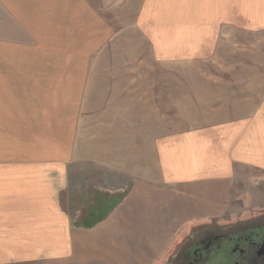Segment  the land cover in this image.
<instances>
[{"label": "rangeland", "instance_id": "1", "mask_svg": "<svg viewBox=\"0 0 264 264\" xmlns=\"http://www.w3.org/2000/svg\"><path fill=\"white\" fill-rule=\"evenodd\" d=\"M103 13L116 31L93 56L101 62L81 116V157L59 197L72 220L87 207L98 222L111 211L95 206L139 196L148 183L157 196L145 208L154 210L134 222L129 262L156 264L186 228L264 216V0H105ZM164 138L232 152L230 176L199 187L205 197L167 184L157 153ZM98 152L114 164L97 163ZM26 247L0 243V264H27Z\"/></svg>", "mask_w": 264, "mask_h": 264}, {"label": "crops", "instance_id": "2", "mask_svg": "<svg viewBox=\"0 0 264 264\" xmlns=\"http://www.w3.org/2000/svg\"><path fill=\"white\" fill-rule=\"evenodd\" d=\"M104 1L0 0V243L30 245L23 256L27 264H130L134 222L154 210L145 208V197L157 196L148 194V183L139 196L134 190L125 201L95 206L111 211L98 222L88 218L87 207L85 216L72 220L59 201L70 166L81 157V116L101 62L93 56L108 32L116 31L104 16ZM251 140L261 141L257 134ZM157 153L167 184L189 187L196 197L208 196L199 187L225 180L233 168L232 152L222 157L200 138H164ZM242 157L247 159L243 152ZM96 162L113 165L114 158L98 152ZM178 237L173 235L156 264Z\"/></svg>", "mask_w": 264, "mask_h": 264}, {"label": "flooded vegetation", "instance_id": "3", "mask_svg": "<svg viewBox=\"0 0 264 264\" xmlns=\"http://www.w3.org/2000/svg\"><path fill=\"white\" fill-rule=\"evenodd\" d=\"M184 233L161 264H264V216Z\"/></svg>", "mask_w": 264, "mask_h": 264}]
</instances>
